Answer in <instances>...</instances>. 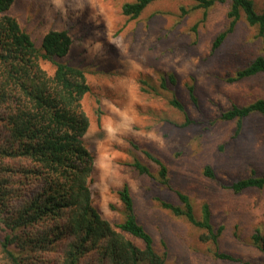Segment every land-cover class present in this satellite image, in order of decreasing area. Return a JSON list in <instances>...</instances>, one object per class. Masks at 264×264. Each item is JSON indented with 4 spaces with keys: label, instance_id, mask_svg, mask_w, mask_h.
<instances>
[{
    "label": "rangeland",
    "instance_id": "374dc122",
    "mask_svg": "<svg viewBox=\"0 0 264 264\" xmlns=\"http://www.w3.org/2000/svg\"><path fill=\"white\" fill-rule=\"evenodd\" d=\"M253 1L261 12L264 0ZM130 2L15 0L9 12L38 48L52 30L67 31L72 39L69 53L59 61L82 69L91 89L82 107L89 119L84 141L94 155L89 179L93 205L110 223H121L125 213L119 191L128 184L139 221L153 236L157 252L167 253L165 264H264L252 241L257 229L264 232V189L235 194L226 188L253 172L264 176V116L248 117L242 128L221 119L234 105L264 99V74L228 80L264 56L258 29L242 15L214 50L216 38L230 26L229 2L216 0L204 10L195 9L198 2L192 0H160L137 18L123 14ZM40 66L50 76L55 72L49 62ZM171 75L177 83L163 88L162 79ZM175 97L185 105L190 125L170 105ZM146 152L167 166L170 189L161 184L159 165ZM135 160L149 166L151 175L139 174L132 166ZM207 165L216 174L213 180L204 176ZM177 192L190 197L198 219L209 206L215 230L224 228L218 246L202 240V229L163 209L156 199L179 204ZM5 234L0 226V241ZM218 249L237 261L218 259ZM0 264H8L1 247Z\"/></svg>",
    "mask_w": 264,
    "mask_h": 264
},
{
    "label": "trees",
    "instance_id": "16d2710c",
    "mask_svg": "<svg viewBox=\"0 0 264 264\" xmlns=\"http://www.w3.org/2000/svg\"><path fill=\"white\" fill-rule=\"evenodd\" d=\"M160 0H133L124 4L126 16L137 18L152 3ZM195 9L207 10L216 0H192ZM229 2V28L213 44L216 50L234 31L244 15L249 26L258 29L264 42V9L258 12L253 0ZM15 0H0V226L6 232L0 247L8 264H165L167 253L155 248L151 233L139 221L134 196L128 184L119 191L125 218L112 224L104 219L91 198L89 179L94 169V155L86 147L84 136L89 119L82 107L90 93L85 72L61 63L71 48L67 31L48 32L38 48L31 35L23 30L10 8ZM185 13L186 10L182 9ZM41 61L55 66L52 76L40 66ZM264 74V56L236 72L230 82H239ZM162 87L177 83L174 75L163 78ZM189 95L197 103L194 85ZM170 105L186 116L185 105L173 98ZM264 116V99L249 105H234L223 112L224 121H237L239 128L252 115ZM100 121V110L98 115ZM136 148V146H134ZM159 165V179L171 188L167 166L146 152ZM142 175H151L149 166L139 160L132 164ZM204 176L216 178L207 165ZM235 194L263 190L264 176L253 172L226 187ZM179 204L156 198L163 209L186 219L204 231L202 240L219 245L224 228L215 230L209 206L198 219L190 197L177 192ZM125 235L143 242L141 248ZM253 244L264 255V232L257 229ZM65 250L52 256L61 246ZM218 259L237 261L217 250ZM63 257V260H60Z\"/></svg>",
    "mask_w": 264,
    "mask_h": 264
}]
</instances>
